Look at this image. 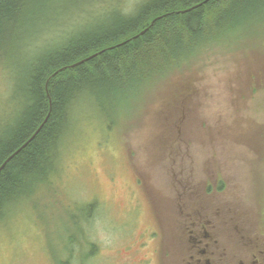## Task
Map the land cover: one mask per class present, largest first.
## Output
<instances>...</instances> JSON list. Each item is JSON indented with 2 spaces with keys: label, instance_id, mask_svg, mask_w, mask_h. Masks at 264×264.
<instances>
[{
  "label": "rangeland",
  "instance_id": "1",
  "mask_svg": "<svg viewBox=\"0 0 264 264\" xmlns=\"http://www.w3.org/2000/svg\"><path fill=\"white\" fill-rule=\"evenodd\" d=\"M243 34L155 76L131 111L82 101L52 184L0 220V264H134L154 224L177 247L185 189L194 207L215 204L204 189L218 177L221 201L264 226V23ZM11 66L0 64V137L19 107Z\"/></svg>",
  "mask_w": 264,
  "mask_h": 264
},
{
  "label": "trees",
  "instance_id": "2",
  "mask_svg": "<svg viewBox=\"0 0 264 264\" xmlns=\"http://www.w3.org/2000/svg\"><path fill=\"white\" fill-rule=\"evenodd\" d=\"M262 23L264 0H0V64L12 65L19 104L0 167L23 146L0 172V220L52 184L82 101L131 111L155 76Z\"/></svg>",
  "mask_w": 264,
  "mask_h": 264
},
{
  "label": "flooded vegetation",
  "instance_id": "3",
  "mask_svg": "<svg viewBox=\"0 0 264 264\" xmlns=\"http://www.w3.org/2000/svg\"><path fill=\"white\" fill-rule=\"evenodd\" d=\"M219 183L223 181L218 177L214 187L203 188L205 194L219 196L215 204L205 207L189 202L187 187L182 197L185 203L180 207L181 222L176 221L178 246H174L176 236L169 229L166 238L154 224L149 237L157 246L152 252V243L145 242L144 237L137 248L133 249L136 244L130 246L138 255L134 264H153L154 257L156 264H264V226L253 229L237 215L228 196L221 201L224 191Z\"/></svg>",
  "mask_w": 264,
  "mask_h": 264
},
{
  "label": "bare ground",
  "instance_id": "4",
  "mask_svg": "<svg viewBox=\"0 0 264 264\" xmlns=\"http://www.w3.org/2000/svg\"><path fill=\"white\" fill-rule=\"evenodd\" d=\"M134 1H135V4H137V3L140 4V3H143V2H145V1H147V0H134ZM90 58H91V57H90ZM77 62H78V61H77ZM79 62H80V61H79ZM82 63H84V61H82ZM46 90H47V88H46ZM81 104H82V103H80V108H81ZM78 116H79V112H78ZM47 117H48V116H47ZM47 117H46V119H47ZM45 121H46V120H45ZM41 126H42V125H40L39 128H41ZM34 136H35V134L32 136V138H33ZM32 138H31L30 140H32ZM30 140H29V141H30ZM29 141H28V142H29ZM28 142H27V143H28ZM22 148H23V146H22L20 149H18L17 151L21 150ZM1 167H2V166H1ZM1 167H0V168H1Z\"/></svg>",
  "mask_w": 264,
  "mask_h": 264
},
{
  "label": "water",
  "instance_id": "5",
  "mask_svg": "<svg viewBox=\"0 0 264 264\" xmlns=\"http://www.w3.org/2000/svg\"><path fill=\"white\" fill-rule=\"evenodd\" d=\"M36 134H37V132H36ZM16 153H18V151H17ZM16 153H15V154H16ZM15 154H14V155H15ZM14 155H12L11 157H13ZM11 157H10V158H11ZM10 158H9V159H10ZM9 159H8V160H9ZM8 160H7V161H8ZM7 161H6V162L2 165V167L0 168V172H1L2 168L5 166V164L7 163Z\"/></svg>",
  "mask_w": 264,
  "mask_h": 264
}]
</instances>
